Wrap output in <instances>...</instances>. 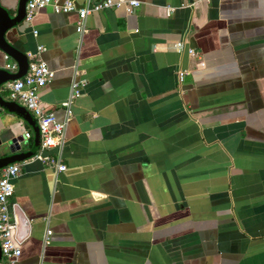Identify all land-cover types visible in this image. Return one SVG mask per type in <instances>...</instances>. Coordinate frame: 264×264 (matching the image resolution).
I'll list each match as a JSON object with an SVG mask.
<instances>
[{
  "label": "crops",
  "instance_id": "1",
  "mask_svg": "<svg viewBox=\"0 0 264 264\" xmlns=\"http://www.w3.org/2000/svg\"><path fill=\"white\" fill-rule=\"evenodd\" d=\"M136 1L88 14L83 32L44 7L4 34L53 71L39 99L67 117L42 151L63 170L18 161L14 264H264V0ZM24 131L16 152L32 130L0 108L1 142Z\"/></svg>",
  "mask_w": 264,
  "mask_h": 264
},
{
  "label": "built area",
  "instance_id": "2",
  "mask_svg": "<svg viewBox=\"0 0 264 264\" xmlns=\"http://www.w3.org/2000/svg\"><path fill=\"white\" fill-rule=\"evenodd\" d=\"M124 4L127 11L137 6L136 0H85L83 4L77 6L73 0H26L24 4L23 20L30 22L33 15L44 7H50L55 13L74 12L76 15L75 30L84 31L83 21L85 17L93 12L104 8L117 7ZM176 47L181 46V42H175ZM193 54L191 50H188ZM3 68L14 72L17 64L7 54L3 53ZM26 71L15 80H9L2 84L6 99L16 102L24 107L33 116L37 123L39 133V145L30 158L40 161L56 163L57 170H63L64 165L55 162L54 159L42 153V151L58 147L63 142V130L67 117L63 121H58L51 111L45 110L39 99V90L53 77V71L46 64L34 57H29ZM182 71L177 72L179 81L183 77ZM80 85L76 81L70 83V93L68 99L61 103L66 107L67 116L69 114L68 105L70 101L80 94ZM31 134L28 131L22 133L23 141H27ZM19 171V162H12L0 168V264H14L20 254L19 246L15 240V230L17 220L8 211V200L13 191V180ZM50 231L45 232L43 241L48 242Z\"/></svg>",
  "mask_w": 264,
  "mask_h": 264
},
{
  "label": "water",
  "instance_id": "3",
  "mask_svg": "<svg viewBox=\"0 0 264 264\" xmlns=\"http://www.w3.org/2000/svg\"><path fill=\"white\" fill-rule=\"evenodd\" d=\"M25 1L26 0H17L15 12L13 15H10L8 10L0 4V51L7 54L17 64V69L14 72L8 71L4 68H0V87L4 82L15 80L23 75L27 68L28 60L26 55L10 43H8L4 37L6 30L13 26H16L22 21L24 16ZM0 108L8 112L17 114L28 124V126L32 130V143L30 148L25 152H16L20 148V143L23 142L21 134L16 137L10 138L6 142L0 141V149H5L11 153L9 155H3L0 157V167H3L9 163L22 161L32 156L39 145V133L35 119L30 114V112H28L21 105L17 104L14 101L6 100L0 95ZM16 214L17 226L15 237L21 238L26 233L27 221L20 212H16Z\"/></svg>",
  "mask_w": 264,
  "mask_h": 264
},
{
  "label": "trees",
  "instance_id": "4",
  "mask_svg": "<svg viewBox=\"0 0 264 264\" xmlns=\"http://www.w3.org/2000/svg\"><path fill=\"white\" fill-rule=\"evenodd\" d=\"M13 45H14V44H13ZM14 46H16V44H15ZM30 145H31V143H30V142H28L27 146H28V147H30Z\"/></svg>",
  "mask_w": 264,
  "mask_h": 264
}]
</instances>
